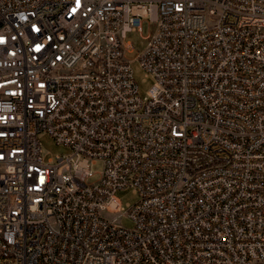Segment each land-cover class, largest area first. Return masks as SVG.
Wrapping results in <instances>:
<instances>
[{
  "label": "built area",
  "instance_id": "built-area-1",
  "mask_svg": "<svg viewBox=\"0 0 264 264\" xmlns=\"http://www.w3.org/2000/svg\"><path fill=\"white\" fill-rule=\"evenodd\" d=\"M0 264H264V0H0Z\"/></svg>",
  "mask_w": 264,
  "mask_h": 264
},
{
  "label": "rangeland",
  "instance_id": "rangeland-1",
  "mask_svg": "<svg viewBox=\"0 0 264 264\" xmlns=\"http://www.w3.org/2000/svg\"><path fill=\"white\" fill-rule=\"evenodd\" d=\"M144 34H146V24H143V35ZM125 40L130 42L132 49L131 51H125L124 56L127 60H129L133 72V78L138 86V94L143 97L146 95L148 89L153 84L152 77L144 72L142 67L139 65L136 57L138 52L142 51L145 48L146 40L143 39L137 31L127 32L125 35ZM39 140L41 142L42 156L44 160H47L49 158L55 159L57 155L69 152V149L66 146L57 144L54 139L46 133H41L39 135ZM100 169V162H97L90 166V170L93 174L87 179L89 183L94 182L98 179L97 172ZM116 194L123 205L126 203H134L138 199L137 195L134 194L131 189H119ZM117 222L127 228H130L132 226V220L127 216H122L121 218H119V220H117Z\"/></svg>",
  "mask_w": 264,
  "mask_h": 264
}]
</instances>
